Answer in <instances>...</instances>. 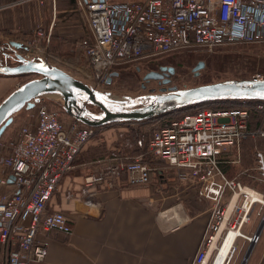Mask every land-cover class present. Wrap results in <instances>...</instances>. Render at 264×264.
Wrapping results in <instances>:
<instances>
[{"label": "built area", "instance_id": "2783aa9c", "mask_svg": "<svg viewBox=\"0 0 264 264\" xmlns=\"http://www.w3.org/2000/svg\"><path fill=\"white\" fill-rule=\"evenodd\" d=\"M26 1L32 0L13 4ZM33 1L43 5L45 0ZM77 6L88 30L78 43L92 71L85 82L95 89L106 84L115 67L128 63L182 51L264 43V0H77ZM49 35V29L40 25L31 39L20 41L30 49L17 53L49 61L42 57V43ZM263 78L255 74L251 79ZM49 103L41 99L14 133L0 138V264L41 263L48 253L49 233H72L68 217L49 212L47 205L95 131L66 115L60 104L54 108ZM254 112L264 120V101L204 103L147 121L119 123L133 134L131 138L124 131L119 134L125 137L122 147L132 148L135 132H140L148 136L146 151L131 156L122 148L96 159V168L83 177V192L120 182L166 183L168 171H173L175 181L195 187L198 201L210 202L209 221L192 264H214L226 231L249 224L256 206L257 216L263 217L264 193L238 177L264 185V153L255 150L253 166L232 177L222 167L241 164L247 137H264V127L249 128ZM255 232L239 237L257 242L260 235ZM229 262L230 258L225 264Z\"/></svg>", "mask_w": 264, "mask_h": 264}, {"label": "crops", "instance_id": "0c3cea01", "mask_svg": "<svg viewBox=\"0 0 264 264\" xmlns=\"http://www.w3.org/2000/svg\"><path fill=\"white\" fill-rule=\"evenodd\" d=\"M14 1L18 0H0V32L23 30L29 34L42 21L49 20L51 26L48 29L53 31L52 34L68 40H76L87 34V23L81 10V13L74 12L76 16L72 24L65 22L62 27L52 26L56 20L52 11H48L47 16L44 13L43 17L40 6L48 3L47 8L55 11L57 0H45L43 5L33 1L39 7L36 11L41 13V18L21 26L16 22L18 12H9L31 1L13 4ZM62 1L58 0L57 6L60 11H67L64 9L70 7V1ZM79 51L82 54L81 49ZM17 85L18 79L15 77L0 75V101ZM117 124L110 125V132L114 135H117L116 130L118 135L122 130L125 132L124 127ZM89 142L77 155L73 169L61 177L47 205L49 212L60 211L68 217L72 233H49L47 256L43 262L34 264H192L209 221L210 202L198 201L195 187L175 181L173 172L169 173L166 183L152 180L142 186H128L124 182L113 187L96 185L84 194L83 177L96 168L93 163L96 159L105 156L100 155L104 148L102 138ZM114 142L119 141L115 138ZM253 142L254 148L264 153V137L256 136ZM243 162L248 164L247 169L251 168L254 154L244 157L242 153L241 164ZM238 178L248 184L247 178ZM252 185L257 189L258 185L263 184L254 182ZM257 209L258 206L253 213L256 214ZM243 228L246 229V224L241 231ZM232 239L233 234L226 240L222 255ZM246 264H264V227L259 243Z\"/></svg>", "mask_w": 264, "mask_h": 264}, {"label": "water", "instance_id": "95a60500", "mask_svg": "<svg viewBox=\"0 0 264 264\" xmlns=\"http://www.w3.org/2000/svg\"><path fill=\"white\" fill-rule=\"evenodd\" d=\"M9 46L14 51L17 64L6 63V58H11L10 55L0 57V75L26 74L31 75L32 78L17 85L0 101V138L20 110L33 109L45 96L62 99L60 105L66 115L92 128L132 121H147L166 112L220 100L264 101V78L257 81L226 79L194 87L168 86L161 87L158 92L150 89L149 93L135 97L113 98L109 93L93 88L45 59H25L17 53L30 49L25 43L12 40ZM204 65L203 61L195 65L193 71L196 75L204 68ZM165 69L162 68V71ZM169 70L173 71L172 68ZM117 76L118 72L112 71L106 85H109ZM161 77L162 75L157 72L149 71L142 80H158ZM162 83L167 84L168 80H163ZM91 107L97 108L98 112L91 110ZM263 227L264 213L257 226L256 236L260 235ZM253 246V242H250L240 264L247 263Z\"/></svg>", "mask_w": 264, "mask_h": 264}, {"label": "rangeland", "instance_id": "374dc122", "mask_svg": "<svg viewBox=\"0 0 264 264\" xmlns=\"http://www.w3.org/2000/svg\"><path fill=\"white\" fill-rule=\"evenodd\" d=\"M19 1L21 0L14 2H19ZM69 1H70L69 3L66 0L62 1L63 3H68V5L70 6L69 8L64 9L67 11L59 10V6H57L59 5L58 0L56 2V5H54V3L52 2L55 11H53V9L49 10L47 8L49 6L48 3H46L43 6H40L41 8H39L38 6H36V3H34L32 0L31 2L23 3L11 9L9 13L12 14L18 12V17L16 18V22L19 23L21 26H24L27 25L29 22H34L35 19L38 18L40 19L41 13L39 11L37 12L36 9L43 8L41 10L43 17H44V13L47 16L49 15L48 11L49 12L52 11L56 16V20H55L56 22L54 21V24L52 23V26L55 27V25H57L56 27H62L65 22L68 24H72L73 19L76 16L75 13H77L76 11L80 12V8L77 6V0H69ZM109 1H116V0H109ZM41 25H43V27H46V31H47L48 26H51V23L49 20L47 21L45 20L42 21ZM52 32H53L52 30H49L50 33L49 38H47V41H44L42 43V50L44 52L42 57L46 56V58L49 60L50 63L57 65L58 67L67 71L77 79H80L85 82L86 78L89 77V74H91L92 71L89 68L88 63L83 56L82 49L80 47L78 48V43L82 39V37L84 38L87 35L81 36L76 40H68V38H65L64 36L52 34ZM32 34L33 31L29 34H26L23 30H17L14 32L1 31L0 44L5 42L6 40H17V41L29 40L31 39ZM70 47L73 49V52H69ZM79 49H81L82 54L80 53ZM45 51L47 52V54ZM200 51L202 52H198L199 54H195V55H197L198 58L203 59L206 62V66L204 69H201L199 71V74L197 76L193 75L191 72L192 65L194 64L195 61L194 59H190L191 58L190 56H192L193 53L190 54L187 53L186 51H182L174 55H165L162 57L157 56L151 58V60L139 61L137 65L142 69L141 74L137 73L135 68L136 67L135 63H128L120 67L117 66L114 68V71L118 72V76L114 77L109 85L105 84L103 87H101L98 90L109 93L110 96L113 98H123L124 96L135 97L138 95L149 93V90L151 88H155L154 92H158L159 89L157 88L154 82H150L147 85L146 90L141 89L139 84L142 79L143 71L150 67H155L158 63L172 64L177 61H180L181 59L182 62H179L180 64L178 69H176L177 70L176 75L173 77V81L169 86H177L178 88L194 87V86L206 85L226 79H251L252 76L255 74H261L264 77V43L249 44V45L235 44V45L216 48L212 52H205L204 50H200ZM30 77L32 78L31 75L29 76V78L21 77L19 79L20 84L30 79ZM42 100H45L46 102L51 101L55 105H53L52 103L49 104H51L54 108H57L56 106H59V104L62 103V99L55 96H45L42 98ZM91 110L98 112V109L95 108ZM29 111L30 110H26V109L20 110L14 116L13 122L7 127L5 132L2 134L1 139L4 140L9 135L14 133L22 124V122L26 119V117L24 116L27 115ZM61 118L63 120H66L68 116H62ZM110 127L111 126L103 127L102 129L100 128L101 130L100 129L97 130L95 136L91 138V141L93 139L98 140L102 138L101 144L103 145L104 148H102L100 155L105 154V156H108L112 152H119V149L130 148V147H122V143L125 137L131 138L133 137V134L129 130L128 131L125 130L124 132L125 137L121 138L118 135L117 130H116L117 135H114V133L110 132ZM128 128L131 129L130 126H128ZM115 138H117L119 142H114ZM142 138H144L145 139L144 141H146L148 136L142 134ZM113 146L115 147V149L111 150L114 148ZM133 147L134 146H132V148ZM172 172L173 171H168L167 174L170 176L169 173ZM241 182L244 183V180ZM248 184H252V182L248 180ZM153 185H155L154 182ZM257 189L264 192V185H258ZM256 215L257 214L252 213L251 222L249 224H246V229L245 228L242 229L241 231L242 234L251 236L253 234L252 232L256 230L258 221L260 220L261 217V216L257 217ZM249 243L250 241H248L247 239L243 237H238L234 245L233 252L230 256L229 264L241 263ZM258 243L259 241L253 242L254 244L253 249L256 248V245ZM214 264H219L218 258H216Z\"/></svg>", "mask_w": 264, "mask_h": 264}, {"label": "trees", "instance_id": "16d2710c", "mask_svg": "<svg viewBox=\"0 0 264 264\" xmlns=\"http://www.w3.org/2000/svg\"><path fill=\"white\" fill-rule=\"evenodd\" d=\"M12 52H13L12 51V48L9 46V44H5V45L0 44V57L1 58H4L5 55H10L11 56L12 55ZM69 52H73V49L71 47L69 48ZM6 63L9 64V65H15V64H17V62L14 59H12V58H6ZM29 76L30 75L23 74V75L12 76V77H15L16 79H18V83L20 84L19 79L21 77L29 78ZM237 101L238 100H220V101H216V102H237ZM249 101L250 102H254V100H249ZM49 102L52 103L51 101H49ZM207 104H210V103H207ZM59 106H57V107H59ZM190 107H192V106L184 107V108H181V109H178V110H174V111H170V112L171 113L172 112H181V111H183V110H185L187 108H190ZM93 108L94 107H91V109H93ZM95 109H97V108H95ZM170 112H166V113H170ZM166 113H164V114H166ZM263 124H264V120L262 118V114L259 113V112L252 113V115L250 117V120H249V128L250 129H253V130H257V129L261 128ZM110 125H115V124H110ZM110 125H106V126H102V127H107V126H110ZM102 127H96V128H94V131H95L94 136H95L97 130H99ZM135 139L137 140V142L133 144L134 147L132 149L125 148L123 150V152H126V154H129V155L133 156V155H136V154H139V153H142V152H145L146 151V148H147L146 147V141H147V139H146V141H144L145 139L142 138V134L140 132H136ZM254 146H255V143L253 142V137H247L243 141V144H242V153H243V156L244 157H248V156H251L252 154H254V152L256 150V148H254ZM121 150L122 149H119V152ZM151 164L154 165V163H151ZM246 166H248V164H246L245 162H243L242 164H239L237 166H229V167H227V166L223 165L222 167H223L224 170H227L229 177H232V176H234V174L237 171H241L242 170V167L243 168H247Z\"/></svg>", "mask_w": 264, "mask_h": 264}, {"label": "flooded vegetation", "instance_id": "af4514ba", "mask_svg": "<svg viewBox=\"0 0 264 264\" xmlns=\"http://www.w3.org/2000/svg\"><path fill=\"white\" fill-rule=\"evenodd\" d=\"M198 52H202V51H188L187 52V53H190V54L193 53L192 56H190L191 57L190 59H194L195 60L194 64L192 65V69H191V72H192L193 75H196L195 71H193V68L199 61H203L205 63L204 68L206 66V62L203 59L198 58L197 55H195V54H199ZM185 59H188V58H185ZM181 60L177 61L175 63H172V64L171 63H158L155 67H150V68L144 70L143 73H142V78L149 71L157 72V74L162 75V77L160 79H158V80L151 79V80L143 81L141 79L140 84H139L141 89L142 90H146V87H147V85L150 82H154L158 89H160L161 87H167V86L171 85V83L173 81V77L176 75V72H177L176 69H178V67H179V64H180L179 62H182ZM135 68H136L137 73L141 74V72H142L141 67L136 65ZM162 68H166V69L164 71H162ZM169 68H172L173 71L169 70ZM198 74H199V72H198ZM163 80H168V83L167 84H163L162 83ZM151 89H153V91H154L155 88H151Z\"/></svg>", "mask_w": 264, "mask_h": 264}, {"label": "bare ground", "instance_id": "6f19581e", "mask_svg": "<svg viewBox=\"0 0 264 264\" xmlns=\"http://www.w3.org/2000/svg\"><path fill=\"white\" fill-rule=\"evenodd\" d=\"M233 234V239L230 241V245L228 247V249L225 251L226 253L224 255H222V250L224 248V244L226 242V240L228 239V237ZM240 234H242L241 230H237L236 228L234 229H229L228 231L225 232L222 241L220 243V246L218 248V255L216 256V258L219 259V263L220 264H225L226 259L228 260L233 252L234 249V245L238 239V237L240 236Z\"/></svg>", "mask_w": 264, "mask_h": 264}]
</instances>
